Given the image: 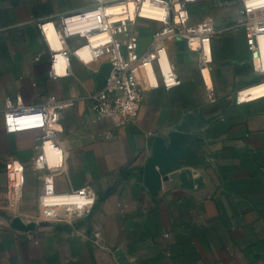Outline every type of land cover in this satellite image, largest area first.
<instances>
[{"label":"crops","instance_id":"0c3cea01","mask_svg":"<svg viewBox=\"0 0 264 264\" xmlns=\"http://www.w3.org/2000/svg\"><path fill=\"white\" fill-rule=\"evenodd\" d=\"M94 0H0V205L8 165L24 163L20 209L39 211V195L83 187L96 195L85 216L34 228L0 223V264H255L264 260V94L238 103L237 92L261 83L245 30L242 0H196L191 22L213 18V61L207 83L198 52L179 41L168 55L181 83L142 87L138 116L114 125L90 107L105 63L71 56L72 73L53 78L50 52L38 22ZM160 23L134 26L143 51ZM69 40L70 47L76 45ZM99 68V71H95ZM208 85L210 87H208ZM75 98L63 111L59 139L64 168L36 169L32 157L42 130H7L9 107ZM187 117L194 125L176 142L178 152L149 164L156 144L165 148ZM112 136L106 138L105 134ZM148 178L150 180H148ZM49 195L45 206L54 201ZM75 196L68 198L74 201ZM30 213V214H29ZM27 224V223H26Z\"/></svg>","mask_w":264,"mask_h":264},{"label":"built area","instance_id":"2783aa9c","mask_svg":"<svg viewBox=\"0 0 264 264\" xmlns=\"http://www.w3.org/2000/svg\"><path fill=\"white\" fill-rule=\"evenodd\" d=\"M193 1L196 0H94L88 6L40 20L38 26L50 52V75L58 78L71 74V56L86 64L97 61L108 64L105 81L89 95L90 107L100 116L110 118L116 126L134 121L140 111L143 85H163L171 89L181 83L180 75L170 63V42L184 40L187 47L198 52L199 69L207 83L206 73H210L213 61L211 41L221 30L210 17L191 22L189 4ZM146 3L162 9V13H144ZM242 3L238 25L245 30L254 70L264 75L261 44L264 37V0H242ZM140 18L160 23L143 51L139 50V36L134 31ZM71 39L76 41L74 47H70ZM85 50L89 51L86 56L83 55ZM245 89L237 92L238 103L256 98L244 95ZM74 102L75 98L48 100L34 105L20 102L17 107L6 109L4 119L8 131L42 130L37 151L32 157L36 169L57 172L64 168L66 153L59 139L61 118L63 111ZM111 136V132L105 134L106 138ZM47 146L54 159L48 156ZM25 171L24 163L11 161L8 165L9 189H23ZM49 195H53L54 201L67 203L55 208L45 206ZM73 196L77 198L70 203L68 197ZM96 199L90 188L83 187L61 193L46 191L39 195L38 201L42 214L48 217L45 221L71 223L87 215ZM62 212H74L72 220Z\"/></svg>","mask_w":264,"mask_h":264},{"label":"rangeland","instance_id":"374dc122","mask_svg":"<svg viewBox=\"0 0 264 264\" xmlns=\"http://www.w3.org/2000/svg\"><path fill=\"white\" fill-rule=\"evenodd\" d=\"M22 191V190H21ZM21 191H14L13 189H6V193L2 196L1 200L6 201L5 204L0 205V223H11L13 219L20 220L24 223H31L36 227L37 225L41 224L44 219H48V217L42 214L41 206L39 204V211L30 215L29 217L22 213L20 209V197ZM39 203V201H38ZM53 208V207H51ZM55 208V207H54ZM66 214L69 219L72 220L74 212H62ZM30 214V213H29ZM49 221V220H46ZM255 264H264V260L256 262Z\"/></svg>","mask_w":264,"mask_h":264},{"label":"water","instance_id":"95a60500","mask_svg":"<svg viewBox=\"0 0 264 264\" xmlns=\"http://www.w3.org/2000/svg\"><path fill=\"white\" fill-rule=\"evenodd\" d=\"M183 47H187V44L184 40L179 41ZM109 65L104 64L101 71H103V82L105 81L106 74L108 71ZM102 82V83H103ZM195 118L194 117H187L180 125H178V131L172 134V141L168 145V147H164L161 145L156 144L155 150L153 152L152 157L149 160V164L155 165L156 163H159L161 161H164L166 158L176 154L178 152L176 142L182 141L186 138L185 130L192 127L194 125ZM148 180H150L148 178ZM48 222V221H42L41 224ZM14 226L18 228H34V225L31 223H24L20 220H17L16 218L12 220L11 222Z\"/></svg>","mask_w":264,"mask_h":264},{"label":"bare ground","instance_id":"6f19581e","mask_svg":"<svg viewBox=\"0 0 264 264\" xmlns=\"http://www.w3.org/2000/svg\"><path fill=\"white\" fill-rule=\"evenodd\" d=\"M143 11L144 13H147V14H155V15H160L162 13V9H159V8H156L148 3H146L143 7ZM261 44H262V49H263V52H264V37H262L261 39ZM89 51L88 50H85L83 55H88ZM207 75V73H206ZM243 94L244 95H251L253 97H257V96H260V95H263L264 94V82H261V83H258V84H255V85H252L250 87H247L244 91H243ZM47 152H48V156L51 158V159H54L53 158V154L51 152V149L48 148L47 146ZM69 200L70 198L72 197H68ZM77 197L75 196V199ZM81 199V198H80ZM84 200V199H83ZM70 203H73L74 201H69ZM59 205H63V204H56L54 205L53 207H56V206H59Z\"/></svg>","mask_w":264,"mask_h":264}]
</instances>
